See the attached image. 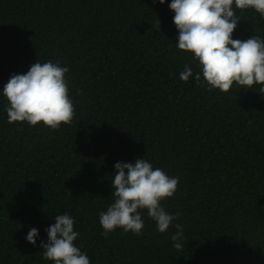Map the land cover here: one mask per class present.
Returning a JSON list of instances; mask_svg holds the SVG:
<instances>
[{
    "label": "trees",
    "instance_id": "trees-1",
    "mask_svg": "<svg viewBox=\"0 0 264 264\" xmlns=\"http://www.w3.org/2000/svg\"><path fill=\"white\" fill-rule=\"evenodd\" d=\"M171 0H0V264H54L40 242L69 214L90 264H264V93L195 80L178 50ZM234 39H264V17L236 10ZM157 18L161 29L156 30ZM59 61L75 115L58 129L8 122L3 86L36 62ZM188 81L180 79L184 66ZM143 158L170 177L161 201L181 213L159 232L107 237L116 162ZM183 226V248L171 239ZM35 227L34 246L26 235Z\"/></svg>",
    "mask_w": 264,
    "mask_h": 264
},
{
    "label": "clouds",
    "instance_id": "clouds-1",
    "mask_svg": "<svg viewBox=\"0 0 264 264\" xmlns=\"http://www.w3.org/2000/svg\"><path fill=\"white\" fill-rule=\"evenodd\" d=\"M157 0H153L156 3ZM160 4L165 0H158ZM169 8L174 12L173 22L178 30V50L194 54L199 72L195 80L209 90L219 89L227 93L234 84L240 89H252L260 84L264 93V39L251 36L246 40L234 39L233 32L240 17L236 10L254 9L264 17V0H171ZM156 30L161 29L157 18ZM68 67L59 61L36 62L24 74H12L3 86V95L8 101V122H28L35 127L43 123L51 129L61 124H71L75 115L69 97L65 74ZM182 81L193 76L192 68L184 66L180 74ZM114 179L111 180L114 202L106 211L99 213L103 235L108 236L116 228L124 232L142 234L144 222L141 211L157 224L159 232H166L181 213L169 214L161 201L172 197L177 191L179 177H170L161 168L143 158L134 162H116ZM55 223L48 226L47 241L40 242L43 259L54 264H90L89 257L74 244L80 233L74 230V219L69 214L57 215ZM177 231L171 239L177 241L174 248H183V226L175 225ZM38 230L33 227L26 240L36 245Z\"/></svg>",
    "mask_w": 264,
    "mask_h": 264
}]
</instances>
